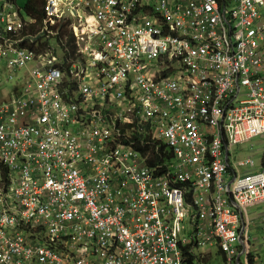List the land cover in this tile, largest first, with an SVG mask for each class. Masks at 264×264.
I'll return each mask as SVG.
<instances>
[{
  "label": "built area",
  "instance_id": "1",
  "mask_svg": "<svg viewBox=\"0 0 264 264\" xmlns=\"http://www.w3.org/2000/svg\"><path fill=\"white\" fill-rule=\"evenodd\" d=\"M7 85L0 264H257L264 0H0Z\"/></svg>",
  "mask_w": 264,
  "mask_h": 264
},
{
  "label": "rangeland",
  "instance_id": "2",
  "mask_svg": "<svg viewBox=\"0 0 264 264\" xmlns=\"http://www.w3.org/2000/svg\"><path fill=\"white\" fill-rule=\"evenodd\" d=\"M30 0H17V2L25 6ZM45 1V0H44ZM6 86L5 89H9ZM13 88L12 86L10 89ZM246 146V151H255L256 156L253 158L257 164H260L263 159V151H264V143L263 139L255 138L251 140L249 143L243 145ZM239 157H243V155L239 154ZM261 214L260 209H255L250 212L248 216H246L247 222L252 220L250 229H249V238L251 242V252L252 257L256 258L257 264H264V226H262V222L259 220V215ZM200 264H226L223 255L218 247H215L214 250H208L206 255L198 254V259ZM243 263H246V258H243Z\"/></svg>",
  "mask_w": 264,
  "mask_h": 264
},
{
  "label": "trees",
  "instance_id": "3",
  "mask_svg": "<svg viewBox=\"0 0 264 264\" xmlns=\"http://www.w3.org/2000/svg\"><path fill=\"white\" fill-rule=\"evenodd\" d=\"M44 5V0H30L25 6V10L29 15L32 16H42V6ZM166 158H169L166 156ZM188 264H193V259L189 261Z\"/></svg>",
  "mask_w": 264,
  "mask_h": 264
},
{
  "label": "crops",
  "instance_id": "4",
  "mask_svg": "<svg viewBox=\"0 0 264 264\" xmlns=\"http://www.w3.org/2000/svg\"><path fill=\"white\" fill-rule=\"evenodd\" d=\"M21 5H22V4H21ZM23 7H24V6H23ZM7 86H10V87H11V85H7ZM0 87H1V86H0ZM10 87H8L9 89H5L6 86L0 88V100H6V99L9 97L10 92H11L12 90H14V89H18V86H12L13 88H11V89H10ZM212 250H214V249H212Z\"/></svg>",
  "mask_w": 264,
  "mask_h": 264
},
{
  "label": "flooded vegetation",
  "instance_id": "5",
  "mask_svg": "<svg viewBox=\"0 0 264 264\" xmlns=\"http://www.w3.org/2000/svg\"><path fill=\"white\" fill-rule=\"evenodd\" d=\"M243 236V235H242Z\"/></svg>",
  "mask_w": 264,
  "mask_h": 264
}]
</instances>
